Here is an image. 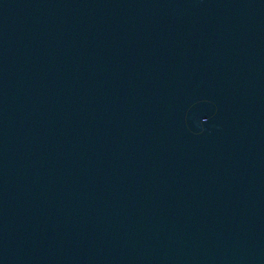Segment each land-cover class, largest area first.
<instances>
[{"label": "water", "instance_id": "water-1", "mask_svg": "<svg viewBox=\"0 0 264 264\" xmlns=\"http://www.w3.org/2000/svg\"><path fill=\"white\" fill-rule=\"evenodd\" d=\"M0 264H264V0H0Z\"/></svg>", "mask_w": 264, "mask_h": 264}]
</instances>
